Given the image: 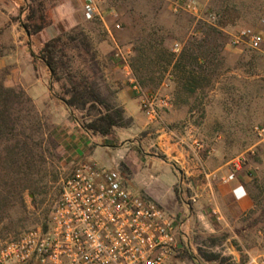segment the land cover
Returning a JSON list of instances; mask_svg holds the SVG:
<instances>
[{
	"label": "rangeland",
	"instance_id": "1",
	"mask_svg": "<svg viewBox=\"0 0 264 264\" xmlns=\"http://www.w3.org/2000/svg\"><path fill=\"white\" fill-rule=\"evenodd\" d=\"M61 1L45 0L50 17L57 12ZM66 1L70 14L77 15L78 1ZM171 1L105 0L107 10L113 8L119 13L121 28L114 32V37L119 45L129 50L130 64L137 79L147 92L170 97L173 107L165 110L163 118L166 111L172 110L179 116L174 121L162 118L149 124L138 139L143 142L142 149L164 159H173L172 154L166 153L156 142L161 134L174 129L179 136L187 138L182 144L192 156L204 148L206 151L213 149L215 155L211 159L214 165L210 168L227 167L230 161L247 153L258 143L255 126L264 125V0H195L201 7V17L186 11L174 12ZM211 14L215 15V20L210 19ZM106 21L111 26L114 18L107 14ZM81 26L89 33L98 56L99 46L104 43L108 55L113 58L115 44L106 25L99 20H86ZM245 27L255 28L261 33L263 41L259 49L245 44H231L233 35ZM7 46L6 41L0 40V57L7 53ZM142 51L146 56L144 66L137 70L136 67L142 63L139 61ZM183 52L185 60L193 52L200 56L194 67L199 72V83L193 92L182 88L173 71L174 62ZM170 53L175 57L168 64ZM100 62L103 69L101 90L118 103L116 89L108 78L122 82L124 72L116 61L108 65ZM8 73V68L0 69V79H4L6 85L21 88L6 81ZM27 96L21 97L22 103L15 109L20 120L13 133L0 140V185L9 182L16 192H22L13 202L2 206L0 243L29 228L47 224L60 197L62 182L77 163L68 156L65 141L60 137V126L53 122L49 113L38 109L30 97L28 101ZM82 115V112L76 111L74 116L83 120ZM190 124L194 125L192 130ZM88 137L89 145L97 148V157L87 161L115 169L110 156L112 149L99 146L96 138L92 140ZM197 139L202 142V148L196 146ZM178 167L186 170L182 163H178ZM246 168V175L249 170L253 172L252 176L248 175L253 207L240 216L227 198L224 186L228 184L223 183L220 177L218 181L221 187L213 203L208 200L197 205L195 199L199 196L181 194L177 188L174 203L179 209L190 205L196 215L191 238H180L184 246L180 257L187 264H247L248 252L264 249L262 151L249 155ZM119 170L121 173L125 171L122 168ZM160 204L173 215L170 204ZM204 206L207 214L203 218L198 217L196 211H201L198 208ZM214 209L224 219L218 220ZM207 219L214 221L219 229L212 232L205 229V225L202 227V222ZM201 250L206 254H216L219 258L207 260L201 255Z\"/></svg>",
	"mask_w": 264,
	"mask_h": 264
},
{
	"label": "built area",
	"instance_id": "2",
	"mask_svg": "<svg viewBox=\"0 0 264 264\" xmlns=\"http://www.w3.org/2000/svg\"><path fill=\"white\" fill-rule=\"evenodd\" d=\"M174 12L186 11L201 17L195 0H172ZM84 17L99 20L114 41L113 59L124 72L130 87L138 94L140 106L150 123L159 122L171 107L167 94L149 93L139 82L129 60V50L119 45L114 32L121 28L119 13L107 10L105 0H84ZM107 14L114 18L111 26ZM215 20V15H210ZM264 22V21H263ZM263 38L252 27L233 35V46L247 45L259 49ZM259 141L247 153L230 161L220 175L223 183L238 181L249 162V155H264V125L255 126ZM198 148L202 142L196 140ZM252 176L253 172L248 171ZM236 199L247 193L242 184L233 187ZM218 220L222 219L214 209ZM181 225L162 205L133 193L119 169L100 166L97 162L77 161L62 182L61 193L48 222L29 228L0 243V264H187L181 259ZM247 264H264V249L247 253Z\"/></svg>",
	"mask_w": 264,
	"mask_h": 264
},
{
	"label": "crops",
	"instance_id": "3",
	"mask_svg": "<svg viewBox=\"0 0 264 264\" xmlns=\"http://www.w3.org/2000/svg\"><path fill=\"white\" fill-rule=\"evenodd\" d=\"M77 1V15L74 13L71 15L67 1L62 0L57 12L51 17V24L31 36L22 25L25 14L21 9L26 5L25 0H0V40L8 43L7 53L0 57V69L8 68L6 81L23 88L37 108L49 113L53 122L60 126V137L65 141L68 156L72 160L80 161L97 157V148L89 145L88 136L92 140L96 138L99 146L110 147L112 149L110 156L115 163V169L125 170H122L124 171L122 176L130 190L151 197L162 204H170L173 215L181 225L179 238H191L196 225V215L191 211L190 205L179 209L174 203L177 200V188L181 194L199 196L195 199L198 201L197 205L203 201L209 200L210 203L216 201L221 187L218 177L227 171V167L222 165L210 168L214 165L211 159V156L215 155L214 150L206 151L204 148L202 152L192 156L182 144L187 138L179 136L174 129L161 134L156 142L166 153H171L174 160L158 157L142 149L143 142L138 139L139 134L152 123L141 110L138 94L124 77L122 82H116L111 77L108 81L115 87L117 101L124 108L126 116L132 119L131 125L116 127L114 133L109 136L87 132L75 119L76 112L56 95L57 86L52 83L48 66L33 56L44 42L59 35L62 26L71 29L81 26L86 21L83 12L84 0ZM99 59L106 65L114 62L108 55L104 43L99 46ZM178 117V113L172 110L166 111L163 119L174 121ZM189 128L192 130L194 125L190 124ZM178 163L186 166V170L179 168ZM221 169L223 170L220 171ZM245 169L239 174L237 182L224 186L227 198L234 204L238 216L253 207L248 189L250 177L246 175ZM239 183L243 185L247 195L238 200L232 190ZM203 208H198L201 211H196L198 217L203 218L207 214L206 207ZM202 225L212 232L219 229L214 221L208 219L204 220Z\"/></svg>",
	"mask_w": 264,
	"mask_h": 264
},
{
	"label": "trees",
	"instance_id": "4",
	"mask_svg": "<svg viewBox=\"0 0 264 264\" xmlns=\"http://www.w3.org/2000/svg\"><path fill=\"white\" fill-rule=\"evenodd\" d=\"M25 4L21 9L25 14L22 25L31 36L51 24L52 18L48 15L45 0H25ZM184 54L174 62L173 71L182 88L193 92L199 83V72L194 67L200 56L193 52L185 60ZM33 56L42 60L51 71L52 83L57 86L56 95L69 108L83 113V120L74 117L87 132L109 136L116 127L131 125L132 119L126 116L124 108L101 90L102 64L89 33L82 26L68 30L62 27L59 35L44 42ZM145 57L144 51L140 52L139 61L142 63L136 67L137 70L143 68ZM174 57L170 53L167 63L171 64ZM22 96H27L23 89L6 85L4 79H0V140L11 135L20 120L15 109L22 103ZM27 98L29 101L30 98ZM0 186L1 214L2 206L13 202L17 194L22 192H16L9 182ZM201 255L207 260L219 258L216 254H206L202 250Z\"/></svg>",
	"mask_w": 264,
	"mask_h": 264
}]
</instances>
